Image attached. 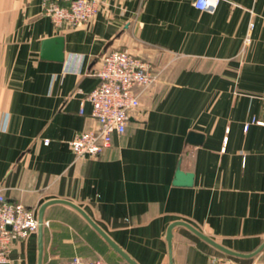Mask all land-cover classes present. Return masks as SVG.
Returning a JSON list of instances; mask_svg holds the SVG:
<instances>
[{"label": "crops", "instance_id": "obj_1", "mask_svg": "<svg viewBox=\"0 0 264 264\" xmlns=\"http://www.w3.org/2000/svg\"><path fill=\"white\" fill-rule=\"evenodd\" d=\"M101 2L85 27L59 28L43 0H0V190L37 217L53 198L79 204L139 264H170L177 220L254 251L264 241V0H219L214 12L195 0ZM54 36L65 38L64 61L41 56ZM115 48L150 60L159 78L137 88L124 134L98 157H77L71 140L97 125L94 73ZM191 131L201 144L187 142ZM179 167L194 173L191 186L174 183ZM173 233L174 264L264 262V250L241 258L185 225ZM44 234L43 264L74 256L130 264L66 204L47 207ZM9 258L38 264V231L15 238Z\"/></svg>", "mask_w": 264, "mask_h": 264}, {"label": "built area", "instance_id": "obj_2", "mask_svg": "<svg viewBox=\"0 0 264 264\" xmlns=\"http://www.w3.org/2000/svg\"><path fill=\"white\" fill-rule=\"evenodd\" d=\"M215 4L204 6L203 0L194 5L214 12ZM101 0H43V10L59 28L85 27L101 10ZM255 23L250 22L244 38V48L252 39ZM101 80L88 99L93 105L92 115L97 125L78 132L70 142L77 157H98L112 144L113 134L126 132L130 112L140 106V91L154 84L159 74L150 60L128 50L112 49L102 56L101 66L94 73ZM83 112V110H81ZM248 127V124L246 125ZM49 142V139L45 140ZM39 220L34 211L20 202L11 201L0 190V264L10 262L9 254L15 238H26L36 233ZM64 264H108L104 259L74 256ZM211 264H243L233 258L217 257ZM249 264H264L254 260Z\"/></svg>", "mask_w": 264, "mask_h": 264}, {"label": "water", "instance_id": "obj_3", "mask_svg": "<svg viewBox=\"0 0 264 264\" xmlns=\"http://www.w3.org/2000/svg\"><path fill=\"white\" fill-rule=\"evenodd\" d=\"M107 49V48H106ZM106 51V50H105ZM42 58L45 59H53L57 61L65 60V38L64 36H54L51 38H47L42 42ZM204 136L197 132L191 131L187 137V142L190 144L198 145L203 142ZM176 185H185L191 186L194 183V173L186 172L182 170L181 167L178 168L176 172V178L174 180ZM55 203H63L66 204L75 210H77L86 220L87 222L109 243V245L118 252L123 258H125L130 264H139L134 258H132L121 246H119L113 238L88 214V212L81 207L79 204L64 198H53L44 202L38 213L39 227H38V264H43L44 262V252H45V234H44V226H45V213L48 206ZM177 225H185L190 228L197 235L213 244L223 252L241 258H253L259 255L264 250V241L260 244L258 248L250 253H242L238 251H234L229 249L222 244L218 243L210 236L206 235L204 232L195 228L192 224L177 220L170 224L167 232V241L169 245V254H170V264H174L173 260V238L174 233L173 229Z\"/></svg>", "mask_w": 264, "mask_h": 264}, {"label": "clouds", "instance_id": "obj_4", "mask_svg": "<svg viewBox=\"0 0 264 264\" xmlns=\"http://www.w3.org/2000/svg\"><path fill=\"white\" fill-rule=\"evenodd\" d=\"M215 3H217V0H203L204 6L208 4H215Z\"/></svg>", "mask_w": 264, "mask_h": 264}, {"label": "rangeland", "instance_id": "obj_5", "mask_svg": "<svg viewBox=\"0 0 264 264\" xmlns=\"http://www.w3.org/2000/svg\"><path fill=\"white\" fill-rule=\"evenodd\" d=\"M60 264H62V263H60Z\"/></svg>", "mask_w": 264, "mask_h": 264}, {"label": "trees", "instance_id": "obj_6", "mask_svg": "<svg viewBox=\"0 0 264 264\" xmlns=\"http://www.w3.org/2000/svg\"><path fill=\"white\" fill-rule=\"evenodd\" d=\"M62 264H64V263H62Z\"/></svg>", "mask_w": 264, "mask_h": 264}]
</instances>
